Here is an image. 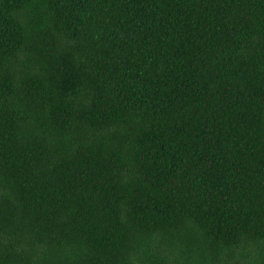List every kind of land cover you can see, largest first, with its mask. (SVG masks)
<instances>
[{"label": "trees", "instance_id": "1", "mask_svg": "<svg viewBox=\"0 0 264 264\" xmlns=\"http://www.w3.org/2000/svg\"><path fill=\"white\" fill-rule=\"evenodd\" d=\"M0 264H264V0H0Z\"/></svg>", "mask_w": 264, "mask_h": 264}]
</instances>
